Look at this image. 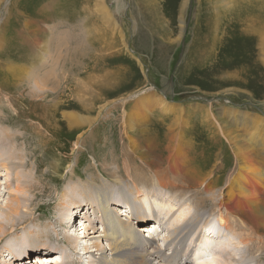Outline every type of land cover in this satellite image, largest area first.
<instances>
[{"label": "rangeland", "instance_id": "1", "mask_svg": "<svg viewBox=\"0 0 264 264\" xmlns=\"http://www.w3.org/2000/svg\"><path fill=\"white\" fill-rule=\"evenodd\" d=\"M148 2L150 7L143 13L133 0H0V114L11 118L10 122H0V125L26 138L21 140L24 146H20L18 152L22 149L20 152L28 156V165L19 167V171L25 175L23 183L35 186L24 194H16L12 191L17 184L16 175L5 176L6 173L0 171V207L9 195H19L27 200L25 204L29 206L22 211L21 217H32V223L27 224L25 230L2 237L0 264H7L12 258L9 252H5V247L14 242L16 248L12 246V252L29 253L31 260L26 259L23 261L25 264H35V252L53 245L50 240L43 239L42 243L47 246L40 247L34 239L33 242L29 240V231L38 233L48 225L49 231L56 233L57 237L68 233L64 218L55 212L63 206L69 209L75 207L68 197H61L65 188L71 190L76 187L77 200L85 201L83 194L79 193L78 184L80 181L86 182V175L99 174L111 184L117 198L121 188L128 190L132 186L131 180L118 166L125 165L123 151L132 154L128 137L133 138L137 144L135 152L142 157L135 159L138 166L135 165L133 173L139 175L147 169L159 173L170 168L173 175L179 174L183 181L177 186L187 191L190 185L191 189L181 203L188 202V209L192 211L190 215L196 213L203 220L213 219L211 215L215 212L210 205L201 210L194 204L193 198L201 190L193 188V183L195 178L199 180L200 173L208 176L209 180L214 179L213 184L221 187L223 192L228 184L222 181V174H227L229 178L235 168L239 170L241 166L249 165L239 163L234 155L244 152L238 150L239 146L245 144H251L248 147L254 148L253 157L260 158L252 165L258 164L259 170L264 172V131L263 135L254 138L252 144L249 142L250 132H253L251 127H243L228 117L225 109L264 119L257 111L264 114V0ZM49 58L62 61L63 70L66 75L69 74L63 84L66 89L62 91L56 89L59 85L53 77L43 90H38L32 80L35 75L33 69L37 72L43 67V61L48 62ZM18 59H25L26 69L19 71L14 64L9 65V60L18 63ZM60 61L57 67H60ZM60 74L61 70L58 71ZM4 87L6 89L1 90ZM53 89L56 91H51ZM136 93L139 96L131 98ZM7 96L10 101L16 102L14 107L10 106ZM160 100L174 104L175 108L185 109L177 134L183 137L182 143L178 141L185 148L183 152L172 153L169 150L173 136L167 128L173 118L162 113ZM139 105L149 112L147 120L130 131L126 127L128 117L141 112L137 111ZM206 109H212L214 116L208 117ZM18 112L23 113L21 118ZM67 113L81 116L85 122H82L83 118L73 120ZM19 122L22 123L19 126L25 125L28 130L15 126ZM80 136L82 140L78 143ZM76 168V175L71 180ZM193 171L194 174L197 172V177ZM117 172L126 180L122 183L127 184H121L112 177ZM243 175L249 185V194L254 191L261 195L260 200L264 204V176H257V172L253 174L249 169ZM7 181L11 184V192L4 184ZM248 195L232 196L227 199L225 208L236 218L237 224L240 225L242 219L249 224L252 222L258 232L253 236L258 237L259 251L252 253L248 247L244 248L245 256L241 264H264V254L260 253L264 251V224L247 207L251 201ZM82 210L79 209L78 213ZM152 210L154 212L151 213L156 215L157 206ZM5 211L0 210V224L4 225L7 224ZM79 215L77 219L73 218V224L77 222L80 233L86 232L84 228L91 230L93 221L97 229L101 228L100 223H96L98 221L93 210L88 211L84 206V211ZM151 222L156 221L150 220L148 225ZM166 225L169 226L167 222H158L157 230L150 226V230H153L150 235L160 243L164 252L162 255L166 256L160 258L154 254L151 264H167L171 255L178 261L183 259L184 263L198 264L181 253L179 235L175 234V238L171 234L174 230ZM185 227L184 224L183 230ZM82 241L83 246L87 247L93 242L89 239ZM65 248L75 264H79L80 256L83 257L81 264H97V253L85 255L82 249L78 251L79 254L74 253L68 244ZM63 259L58 254L52 264ZM44 264H51L50 259Z\"/></svg>", "mask_w": 264, "mask_h": 264}, {"label": "bare ground", "instance_id": "2", "mask_svg": "<svg viewBox=\"0 0 264 264\" xmlns=\"http://www.w3.org/2000/svg\"><path fill=\"white\" fill-rule=\"evenodd\" d=\"M133 1L135 5H139L143 13H146V11H148L150 7L148 0H133ZM142 21L144 22L143 18H142ZM49 59H50L49 60L50 64H49V61L48 62L43 61L44 69L43 67L39 68L37 72L35 71L36 69L35 70L33 69V73L35 74L33 75L32 73L34 77L32 79L34 82V85L38 90L46 89L48 86L47 82L49 81L50 78L53 77L56 79V82H58V85H59V88H56V89H59L58 91H62V89L63 90L66 89V88H63V84L66 83V79H68L66 76L69 74L67 73L66 75V72L63 70L64 65H61L62 61L58 59L56 60L54 58L53 59L49 58ZM20 60L21 59L17 60L18 63H15L16 61L14 60H9L8 62H10L9 65L14 64L16 69H19L20 71L22 68L26 69V66L24 65L25 59H23L22 61ZM58 61H60V67H57ZM58 69L61 70L60 75H58V71H59ZM53 74L55 76H53ZM52 81L55 82L54 80ZM76 83H77V80H76ZM55 86H57V84ZM5 89L6 88L4 87L1 90H5ZM51 91H56V90L53 89ZM44 92L47 93L49 91L45 90ZM138 96L139 94L136 93L132 95L131 98H137ZM9 98L10 97L7 96V101L9 102L11 107H14L16 102L10 101ZM160 102L161 103H159V106L161 107L160 110L162 111V113L170 115L173 118L172 123L167 128V131L170 132L171 135L173 136V140L172 141L170 140L171 143L168 146L169 148H171L169 150L171 152L172 151L183 152L185 148H183L184 147L183 144L180 145L178 142L180 141V143H182L183 137L178 136L177 134L179 133V130H180V128L178 127L179 120L182 117V113L185 111V109L183 107L175 108L174 104H172L173 105L172 106L170 105L169 102L164 101V100H160ZM64 104H69V102L68 103L65 102ZM225 109H226V114L228 117L233 118V120L242 124L243 127L244 126H248L249 128L251 127V130L253 132H250L251 137L249 139V142H252L253 144L254 138L256 139V137L259 136L260 134L263 135L264 119L257 117L258 115H250V114H243L244 112L243 113L237 112V110L235 109H234L235 111H231V109H228V108H225ZM202 110L203 109H201L200 111ZM137 111H141V112H136V114H133L128 117L126 127L130 129V131L135 130L137 125H140L142 124V122L147 120L149 112H147L146 110L144 111V108H141V105L138 106ZM206 111H207L208 117L214 116L212 109H206ZM227 112L230 115H228ZM66 115L72 118L73 120H76V118L77 120L83 118L81 116L72 115L68 113ZM18 116L21 118V116H23V113L18 112ZM0 117L2 118L0 122L8 123L11 121L10 117H4L1 114H0ZM237 117H240V119H237ZM82 122H85L84 118ZM132 122H134V125L132 124ZM20 124L22 123L19 122L15 126H18L23 130L24 129L28 130V128H26L25 125L19 126ZM29 131L32 132V130H29ZM30 136H31V139H33V133H31ZM23 139H26V138L23 137L21 134H18L17 132H12L9 128L3 127L0 125V171H4L6 173L5 176H9L12 173L16 175L17 184L15 186V190H12L16 194H24L27 191L35 188L33 184L27 185V183H23V179L25 178V175L19 171V167H24L28 165V162L26 161V159H28L26 157L28 156L25 154H22L23 152L22 153L20 152V150L22 149L19 150L20 153L18 152L19 147L22 146L23 148L24 146L23 143H21V140ZM81 140H82V137L80 136L78 138V143ZM128 140L130 141L129 147L131 149L130 151L132 154L129 155L127 152L123 151L122 156L124 157L125 165L123 164V165H118V166L122 167V169L124 170V174H126L128 180L129 181L131 180L132 186L128 188V190L121 188L118 194L119 197L117 198V196H115L114 194L115 192L111 188L110 183L108 184L107 182H105L99 176V174L91 173L89 175H86V179H87L86 182L80 181L78 184V186L80 187L79 189L81 190V192L79 193H81V195L83 194L85 201L77 200L76 191L78 189L76 187L71 188V190L69 188H65L62 192L61 197H64V198L68 197L71 201V205H75V207H73L72 209H69L63 206L60 210H58L55 213L60 215L61 218H64V225H67L68 233L65 232L64 234H61L60 237H57L56 233L53 234L52 232L49 231L48 225L45 228H42V230L38 233L29 231L28 232L29 240L33 242V239H34V242L40 244V247L47 246L46 243L45 244L42 243L43 239H48L53 243L52 246L44 249L48 251H44L43 249L42 250L40 249L41 252L39 251L35 252V254L37 255L34 258L35 264H44V261L48 259H50V262L52 264V260L58 254H60L62 258L64 259L61 262L57 260L55 262L53 261V264H75L73 261H71L72 259L71 256H68L67 254L68 251L65 250L66 244H68V246H70L73 249L74 253L79 254L78 251L81 249L83 250V252H85V255L89 253H97L99 257L97 260V264H151V258L152 256H154V254H157L158 256H160V258L163 257L162 254H164V252L162 251L163 247L160 245V243H157V241L154 239L155 237L153 238L150 235L151 231H153V230H150V226L152 227L151 229L157 230L158 222L159 223L167 222V224L171 227V229L174 230L173 233L171 234L175 236V238H176L175 234H178L181 239V241H179L182 244L181 253L191 258V260L193 259L194 261H197L198 264H241L245 256V253L243 252L244 248L248 247L252 253H257L259 251V247H258L259 240H257L258 237L253 236V235H258V232L256 231V227H254L252 222H250L249 224L243 219H242L243 222L240 220L241 221L240 225L237 224L235 222L236 218L234 219L231 212H229L228 209L225 208L227 199L231 198L232 196L236 194L238 196H243V195H248L250 193L249 185L246 182L244 175H243L244 171H247L249 169L250 172L253 174L257 172L258 173L257 176H264V172L259 170L260 166L258 164L252 165L256 163V161L258 160L260 161V158L253 157V155L255 154V150L253 147H248L251 144H245L243 147L239 146L238 151L242 150L244 152H236L234 154L236 161H238L239 163L249 164V165L247 166L243 165L241 166L239 170L235 168L234 172L230 175L229 178H227V174L225 173L222 174V178H223L222 181L227 182L228 184L226 189L223 190V192H222L221 187L217 186V184H213L214 179L213 181L209 180L208 176L205 177L202 173H200L199 174L200 178L198 180L197 179L198 175L197 176L195 175L197 172L194 174V171H193V175L197 177L195 178L196 180L193 183V188L201 190V192L197 194L196 198H193L194 204L198 205L201 210H204L210 205L213 207L214 212H215V214L211 215L212 217L214 216L213 219L207 218L203 220V218L201 216L196 215V213L192 216L190 215L192 211L190 212L189 211L190 208L188 209V206H189L188 202L185 201V203H181V200H184L183 198L188 194V191H190L191 189H190V185H188L187 191H185L184 189H180V186H177L180 183V181H183L182 179H180L179 174L177 176L173 175L171 173L173 171H170V168H167L165 172H159V173H154L153 171H149L147 168H146L147 171H143L145 173H142L139 175L138 174L135 175V173H133L136 169L135 159L137 158L142 159V157H138L137 153L135 152L137 144L134 143L133 138L128 137ZM168 143L169 142H167V144ZM238 144H240V142ZM252 152L253 154H251ZM116 155H119V154H116ZM115 160L117 159L115 158ZM15 161H18V163H16ZM25 161L26 163H24ZM173 163H175V161ZM76 171H77V168L72 172L71 180L73 179V176L76 175ZM147 172H150L153 174L149 175L147 174ZM185 173H187V171ZM234 173H238V174L233 176ZM122 176L123 175H119V172H117L113 174L112 177L117 178L121 184H127L126 182L122 183L123 181H126ZM203 183H205L204 189L202 188ZM4 184L6 185V188L11 192V184H9L8 181L5 182ZM183 185H187V184L184 183ZM162 191H166V193L168 191L169 194L168 193L164 194V192L162 193ZM252 192L251 194L248 195L251 201L248 202L247 207H249L250 211L257 217L258 220H260V222L263 225L264 224V206H263L264 204L261 203V200H260L261 195L255 194V192L253 194ZM119 199L121 201H119ZM26 201L27 200L21 199L19 195L13 196V194L9 195V198L7 200L4 199L2 201L4 205L0 207V210L5 211L6 209H8V211L7 210L5 211L6 212L5 219L7 220V224L6 225L0 224V240L2 239L3 236H6L7 234L16 233L17 231H20V230L22 231L25 230L26 225L32 221V217L27 218L28 216L26 217L25 215H23L25 217L23 216L21 217L22 211L29 208V206L25 204ZM84 206L87 207L88 211L93 210V212L95 213L97 217V221H98L96 223H100L101 225L100 229L96 228V226L94 225L95 224L94 221L92 222V224L94 223L92 226V229L88 230L87 228H84L86 229V232H83V233H80L81 229L79 228L77 229V227L79 226L77 222L75 223L76 224L75 226L70 225L74 217H76L77 219L78 214H80L79 216H81L82 212L84 211ZM154 206H157L158 208L156 215L151 213V212H154L152 210ZM81 208H83L82 212L78 213L79 212L78 210ZM130 210H132V212ZM185 219H187V221H185ZM150 220L152 221L155 220L156 222H154L153 224L151 222L148 225L147 222ZM200 223L202 224L201 226H200ZM184 224L186 225V227L183 230ZM169 226H167V228H169ZM241 226H244V228ZM72 229L76 233L72 232L73 231ZM75 229H77V231ZM92 230L93 232H91ZM246 232H248L249 234H247ZM91 234H94V236H91ZM171 234H168V236ZM168 236L166 237L168 238ZM87 239L93 240V242L91 243L89 247H87L88 245L83 246V243H82L83 242L82 240H87ZM178 239H176L175 241H177ZM259 239H262V237H259ZM165 242L167 241L165 240ZM14 244L12 245L9 244V245H6L5 247L6 248L5 252H9L10 253L9 255H12L11 256L12 258L7 262V264H23L26 259L29 260L31 258V257L29 258V253H27V255H23V254L15 253L16 250H13L12 252V249H13L12 246L16 248V244L15 245ZM81 246H83V248ZM19 247H21V244ZM191 247H193L192 250H191ZM177 250H179V248ZM172 251H170L169 254H171ZM107 252L109 253V255H107L108 254ZM44 253L49 254V255L45 257H39L40 255H43ZM175 253H177V255L179 254L177 251ZM247 253L250 254V252H247ZM260 253L262 255L264 254V251H261ZM13 254L15 255L14 257H13ZM165 257L166 256H164L163 258ZM41 258L42 260H38ZM183 261H184L183 259L178 261L176 260L175 257H172L171 255L167 259V264H187V262L184 263ZM81 262H83L82 256H80L79 264H81Z\"/></svg>", "mask_w": 264, "mask_h": 264}, {"label": "water", "instance_id": "3", "mask_svg": "<svg viewBox=\"0 0 264 264\" xmlns=\"http://www.w3.org/2000/svg\"><path fill=\"white\" fill-rule=\"evenodd\" d=\"M220 99V98H219ZM206 102H209V100H207V99H204ZM258 112H260L263 116H264V114L260 111V110H257Z\"/></svg>", "mask_w": 264, "mask_h": 264}]
</instances>
